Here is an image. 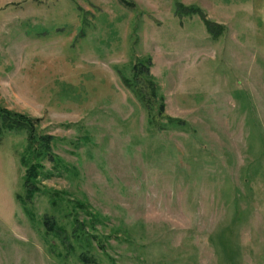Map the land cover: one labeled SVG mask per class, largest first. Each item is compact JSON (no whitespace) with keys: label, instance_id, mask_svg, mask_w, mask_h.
Returning <instances> with one entry per match:
<instances>
[{"label":"rangeland","instance_id":"1","mask_svg":"<svg viewBox=\"0 0 264 264\" xmlns=\"http://www.w3.org/2000/svg\"><path fill=\"white\" fill-rule=\"evenodd\" d=\"M0 105L59 156L27 199L1 135L0 264H264V0H0Z\"/></svg>","mask_w":264,"mask_h":264},{"label":"trees","instance_id":"2","mask_svg":"<svg viewBox=\"0 0 264 264\" xmlns=\"http://www.w3.org/2000/svg\"><path fill=\"white\" fill-rule=\"evenodd\" d=\"M130 6L135 5L134 2L129 3ZM201 13L209 28H212V22L201 8L194 9ZM153 58L146 56L138 59L132 67V77H123L125 84L134 92V94L142 101L147 108L152 124L157 123L160 128V120L154 113L155 101H159L158 114L159 117H165L170 121H176L177 118L166 114L165 97L159 92L154 74L151 72ZM41 127V118L30 114L12 110L8 107L0 105V137L6 131L25 132L27 144L25 151L21 155V164L25 167V187L27 199L34 196L36 192L41 190V183L44 179L53 176L54 172L47 170L46 161L53 162L54 166L59 163V156L54 151V143L56 136L45 132ZM20 199V196H18ZM81 207L83 203L79 202ZM45 223L49 228L56 231H62L63 228L56 227V222L46 217ZM82 223V222H81ZM59 231V232H60Z\"/></svg>","mask_w":264,"mask_h":264}]
</instances>
